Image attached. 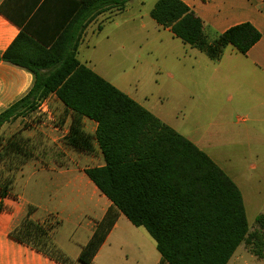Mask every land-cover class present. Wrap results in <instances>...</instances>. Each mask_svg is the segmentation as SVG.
I'll return each instance as SVG.
<instances>
[{"label": "trees", "instance_id": "obj_1", "mask_svg": "<svg viewBox=\"0 0 264 264\" xmlns=\"http://www.w3.org/2000/svg\"><path fill=\"white\" fill-rule=\"evenodd\" d=\"M129 1L103 0L101 6L124 8ZM150 16L183 44L205 52L212 60L220 58L228 46L246 55L261 39L252 24L243 23L209 42L203 21L182 0H158ZM78 30L77 42L74 38L68 46L57 42L49 61H24L10 51L0 56V61L34 76L27 94L0 112V132L5 124L36 112L40 102L54 94L71 117L64 144L90 154L97 143L103 154L105 165L87 169L86 174L112 206L82 247L78 262L94 264L121 214L147 231L156 243L161 264H228L242 244L264 260V214L256 217L259 231L251 233L238 185L193 142L81 64L77 51L85 27ZM48 67L49 74L40 73ZM85 118L97 123L95 134L85 130ZM34 157L31 140L18 133L4 142L0 137L2 198L13 196L17 172ZM32 212L30 207L10 236L60 264H74L55 243L54 225L34 221Z\"/></svg>", "mask_w": 264, "mask_h": 264}, {"label": "crops", "instance_id": "obj_2", "mask_svg": "<svg viewBox=\"0 0 264 264\" xmlns=\"http://www.w3.org/2000/svg\"><path fill=\"white\" fill-rule=\"evenodd\" d=\"M86 1L84 4V0H0V56L10 51L14 58L24 61H49L52 55L49 52L57 42L61 40L67 46L73 38L77 42L78 29L85 27L77 59L91 68L88 62L80 60V54L84 47L89 49L93 44V37L104 33L111 24L119 29L122 26L119 19L125 16L130 18L129 22L140 23L141 28L147 26L143 17L132 15L144 6L143 0H131L124 8L115 5L102 7L103 0ZM157 1L148 9L149 16ZM182 1L203 21L204 34L209 42L243 23L252 24L261 33L260 41L246 55L228 46L220 58L212 60L205 52L195 49L212 60L213 67L207 68V73L214 76L216 91L221 81V87L231 88L241 102L251 103L258 115H264V0ZM96 7L98 15H95ZM156 26L160 27L157 23ZM57 55L61 57L63 51L59 49ZM50 69L42 68L40 73L49 74ZM33 83L31 72L0 61V112L24 97ZM153 115L174 129L166 118ZM253 121L264 123V119ZM83 122L85 130L95 134L97 123L87 118ZM70 124L71 117L65 115L64 104L51 94L40 102L36 112L2 128V142L18 133L31 140L35 157L17 172L13 196H0V264H60L10 236L12 229L27 216L30 207L33 208L31 218L41 224L54 225L55 243L76 261L74 264H81L77 259L82 247L90 241L97 223L112 206L86 174L87 169L105 165L98 144L90 154L67 147L63 139L69 133ZM247 132L258 131L252 127ZM254 137L249 135L250 139ZM142 234L140 228L121 214L97 253L94 264H161L160 254L155 263H131L128 249L139 258L146 255V244L138 237ZM143 240L146 243L145 237Z\"/></svg>", "mask_w": 264, "mask_h": 264}, {"label": "rangeland", "instance_id": "obj_3", "mask_svg": "<svg viewBox=\"0 0 264 264\" xmlns=\"http://www.w3.org/2000/svg\"><path fill=\"white\" fill-rule=\"evenodd\" d=\"M143 1L132 15L143 17L146 28L129 22L128 16L120 18L122 26L111 24L93 37L80 60L144 108L166 118L205 152L242 191L250 232H257L256 217L264 214V123L253 120L264 115H258L251 103L241 102L231 88L221 87V81L216 91L214 76L207 73L212 60L157 27L148 14L156 0ZM252 127L258 132H247ZM140 231L146 255L139 258L128 249L131 263H155L159 257L155 242L144 228ZM229 263L264 264V260L242 244Z\"/></svg>", "mask_w": 264, "mask_h": 264}]
</instances>
